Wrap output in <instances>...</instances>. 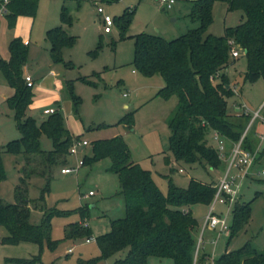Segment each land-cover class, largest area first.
<instances>
[{
	"label": "rangeland",
	"instance_id": "rangeland-1",
	"mask_svg": "<svg viewBox=\"0 0 264 264\" xmlns=\"http://www.w3.org/2000/svg\"><path fill=\"white\" fill-rule=\"evenodd\" d=\"M175 1L171 9L162 10L159 0H38L33 17L21 16L24 22L19 24L17 17L12 28L7 27V22H4L6 19L2 20L5 30H0L1 59L8 55V35L11 38L20 36L28 39L24 65L33 79V96L26 115L40 122L46 117L47 109H59L65 126L73 136L89 143L121 136L132 161L150 172L163 194L167 192L169 181L180 188H186L191 178L202 183H213L226 168L223 161L220 168L215 170L199 162H175L168 149L170 133L167 118L175 106L176 97L163 99L157 95L164 86L162 77L143 76L131 65L133 40L128 36L145 32L172 40L198 26V22L188 16L191 11L184 3L189 0ZM97 5L112 19H117L126 9H134L124 37L120 36L116 23H113L110 33L101 32ZM62 7L66 8L71 18V23L63 24V28L69 36H74L75 41L71 47L62 48V61L54 62L46 40V30L61 24ZM239 13L227 11L226 4L221 1H213L212 19L206 33L223 35L225 27L238 24ZM50 70L54 72L53 76L48 74ZM245 70L246 59L242 55L232 58L227 67L226 75L237 90V94L227 100L228 119L231 122H236L238 118L232 114L235 105H245L252 115L264 103L263 80L244 82ZM5 85L0 72V94ZM70 87L79 98L76 110L70 97ZM128 113L133 116L131 129L120 123L121 118ZM253 127L258 134L263 133L259 121H255ZM19 137L13 111L1 101L0 96V151L7 142ZM205 138L206 144L213 148L215 144L209 132ZM40 148L44 153L13 155L2 152L6 178L0 182V200L15 203L17 186H25L31 201L29 222L34 225L40 224L43 213L51 209L73 212L80 207L93 206L89 208V217L83 221L75 213L51 219L48 237L57 242L54 249L48 247L46 240L41 245L31 241L2 244L1 238L6 235V231L0 228V264H5V258L34 259V264H112L113 258H98L100 250L96 241L109 232L111 220L124 216L123 200L117 195V178L106 171L109 159L82 165L71 173L61 174V168L73 166L84 154H90V145L79 148L76 156L65 155L52 164L46 161L45 154L52 150V142L44 135L40 138ZM263 150L264 142L260 147V151ZM260 156L250 176L241 185L237 203H249L250 215L229 243V251L246 242H250L258 251H264V175L261 174L264 156ZM20 179L24 180V185ZM89 191L91 195H88ZM209 207L196 204L189 208L199 224L195 232L196 244ZM225 211V205L215 204V214L223 215ZM231 218L232 213L228 217L229 224ZM76 222L86 227L89 235L74 240L66 238L70 224ZM228 233L218 236L216 231L205 230L200 253L213 254L215 258L221 255L227 246ZM87 237L91 238L90 242L85 241ZM213 240H217L215 246ZM68 248H72L70 253ZM92 259L96 260L89 262ZM148 264H172V261L150 257Z\"/></svg>",
	"mask_w": 264,
	"mask_h": 264
},
{
	"label": "trees",
	"instance_id": "trees-1",
	"mask_svg": "<svg viewBox=\"0 0 264 264\" xmlns=\"http://www.w3.org/2000/svg\"><path fill=\"white\" fill-rule=\"evenodd\" d=\"M213 1L225 3L227 11L240 12L239 23L225 27L221 36L206 33L212 19ZM37 3L38 0H7L2 10L7 27L12 28L18 16L33 17ZM133 11V8L126 9L117 19H113L121 37H124ZM188 16L192 21H197L198 26L175 39L166 40L145 32L128 36L133 40L131 65L143 76L162 77L164 86L157 95L163 99L176 97L175 107L167 118L170 133L168 149L175 162H199L218 169L222 161L216 151L206 144V133L215 130L228 144L234 143L239 140L250 120V115L243 113H234L238 117L236 122L228 119L227 100L234 95L230 79L224 72L232 62L229 41L234 43L240 55L246 59L243 81L262 79L264 82V0H195ZM60 21L61 25L46 31L54 62L62 61V48L71 47L75 41L74 36H69L63 28V24L71 23L65 7L61 8ZM8 52L7 60L0 58V72L7 86L13 90L6 104L13 111L20 137L2 146L0 182L6 178L2 152L13 155L44 153L40 148V138L44 135L52 142V150L45 153L46 161L52 164L68 155L72 140L79 139L67 129L59 109H55L40 122L26 115L33 96L32 86L27 85L22 71L28 46L21 38L15 37L9 41ZM216 73L219 76L212 83L210 77ZM69 90L76 110L79 98L72 93L71 87ZM120 123L131 129L132 114L124 115ZM257 134L255 127L250 128L242 141V147L253 152L259 142ZM260 155L264 156V150L259 152L257 159ZM104 159L110 161L106 171L117 178V195L123 200L124 216L111 220L109 232L96 239L100 250L98 258H113L112 264H147L150 257L167 258L172 264H203L209 255L200 253V249L194 255L197 245L195 232L199 224L189 208L196 204L210 205L215 192L213 183H202L191 178L186 188H180L169 181L167 192L163 194L150 172L132 161L121 136L90 142V154L83 155L82 165ZM20 181L25 184L23 179ZM16 198L15 203L0 200V228L6 231V235L1 238L2 244L31 241L41 245L46 240L48 247L54 249L57 242L48 237L51 219L75 213L83 221L89 217L91 207H80L73 212L51 209L43 213L40 224L34 225L29 222L31 201L25 186H17ZM249 215V203L239 205L236 201L227 245L238 234ZM88 235L89 230L80 222L70 224L66 232V238L73 240ZM34 263V259L5 258V264ZM214 263L264 264V251H258L250 242H246L237 249L224 251L214 259Z\"/></svg>",
	"mask_w": 264,
	"mask_h": 264
},
{
	"label": "built area",
	"instance_id": "built-area-1",
	"mask_svg": "<svg viewBox=\"0 0 264 264\" xmlns=\"http://www.w3.org/2000/svg\"><path fill=\"white\" fill-rule=\"evenodd\" d=\"M7 0H1V11L4 8V4ZM162 9H171L175 3V0H159ZM96 11L100 16V24L102 26L103 33H110L113 25V19L107 13H104V10L101 6H96ZM231 45L230 56L232 58L239 57L240 53L237 50L236 46L232 41H229ZM225 72V71H224ZM218 73L214 76L210 77V81L215 82L218 77ZM25 81L28 86H32V80L30 76H25ZM234 94H237V90L235 86H231ZM233 112L235 114H245L250 115V120L241 134L238 141L234 143H227V140L220 135L215 130H209V136L213 140L215 146L213 149L216 151L219 159L226 163V168L223 172H221L216 181L213 182V188L215 190L212 202L210 203V207L207 215L205 216L202 223V231L200 233L194 255L196 256L198 250L200 249V245L202 244V236L205 230L216 231L217 235L222 233L229 232V223L228 217L229 214L232 213V208L238 197L240 195L241 185L244 179L248 178L251 174V169L253 165L256 164V159L260 152V147L262 142H264V103L259 108L258 111L251 113L247 109L245 105L237 104L234 106ZM46 114H51L54 112V108L47 109ZM255 121H259L260 125L263 128V133L257 134L259 139V144L257 148L251 152L242 147V141L248 132V130L252 127ZM89 145V142L84 139H73L72 143L68 149V155L76 156L78 153V149ZM83 157V156H82ZM82 157L77 160V162L73 166H66L60 169V173L68 174L75 170H77L80 166H82ZM215 170L214 168H211ZM182 172V170L180 169ZM261 174L264 175V170L261 171ZM92 192L89 191L88 195H91ZM222 204L226 206V211L223 215H217L214 213L215 204ZM91 238L86 239V242H90ZM217 240H213L212 244L215 246ZM214 255H209L208 259L203 264H215L214 263Z\"/></svg>",
	"mask_w": 264,
	"mask_h": 264
},
{
	"label": "crops",
	"instance_id": "crops-1",
	"mask_svg": "<svg viewBox=\"0 0 264 264\" xmlns=\"http://www.w3.org/2000/svg\"><path fill=\"white\" fill-rule=\"evenodd\" d=\"M193 1L194 0H189V1H187V2H185L184 4H185V6L186 7H188V9H190V11H191V9H192V3H193ZM176 2V1H175ZM175 4V3H174ZM21 16H18V24L20 23V22H24V21H21L22 19L20 18ZM2 20H5V18H4V16H3V13H2V11H1V9H0V30H5V29H3L4 27H3V22H2ZM238 23H239V21H240V15H238ZM5 22V24H6V20L4 21ZM99 23H100V21H99ZM55 25H57V24H54V26ZM61 25V24H60ZM5 26V25H4ZM53 26V25H52ZM52 26H50V27H52ZM59 26V25H58ZM56 27V26H55ZM48 29H51V28H47V30ZM7 30H9L8 28H7ZM46 30V31H47ZM67 32V31H66ZM101 32H102V26H101ZM6 33H7V31H6ZM8 37L9 38H7V50H8V44H9V41L13 38V37H20V36H13L12 38H11V36H9L8 35ZM22 39V41L25 43V44H27V46H29V43H28V39L27 38H25V39H23V38H21ZM48 42V41H47ZM49 44V43H48ZM49 48H50V46H49ZM9 58V52H8V55L5 57V58H3V60H7ZM22 71H23V76L25 77V76H30V78H31V80H32V83H33V79H32V77H31V75L29 74V72H28V69H27V67L24 65L23 66V68H22ZM225 73H227V68L225 69ZM48 74H50L51 76H53L54 75V72L52 71V70H50L49 72H48ZM6 83V82H5ZM234 84V82H230V84L233 86V84ZM12 93H13V90L10 88V87H8L7 86V84L5 85V87H4V90H2V92H1V94H0V96H1V101L2 102H4V103H6V99L9 97V96H11L12 95ZM176 104V103H175ZM31 105V104H30ZM30 107V106H29ZM175 107V106H174ZM50 109V108H49ZM232 114H234V112L232 113ZM47 116V115H46ZM71 133V132H70ZM72 134V133H71ZM73 135V134H72ZM89 145H90V143H89ZM110 165V164H109ZM109 165H107V167L106 168H108L109 167ZM62 174V173H61ZM218 177V176H217ZM117 192H118V190H117ZM93 205H91V207H92ZM210 231V230H209ZM211 232V231H210ZM212 232H214V231H212ZM228 247V245L226 246V248L224 249V251H229V249L227 248ZM67 251H68V253H70L71 251H72V248H68L67 249ZM149 259L150 258H148V260H147V264H148V261H149Z\"/></svg>",
	"mask_w": 264,
	"mask_h": 264
},
{
	"label": "water",
	"instance_id": "water-1",
	"mask_svg": "<svg viewBox=\"0 0 264 264\" xmlns=\"http://www.w3.org/2000/svg\"><path fill=\"white\" fill-rule=\"evenodd\" d=\"M163 10V9H162Z\"/></svg>",
	"mask_w": 264,
	"mask_h": 264
}]
</instances>
